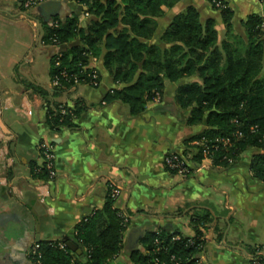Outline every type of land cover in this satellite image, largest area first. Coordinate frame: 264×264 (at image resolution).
Here are the masks:
<instances>
[{"label": "crops", "instance_id": "0c3cea01", "mask_svg": "<svg viewBox=\"0 0 264 264\" xmlns=\"http://www.w3.org/2000/svg\"><path fill=\"white\" fill-rule=\"evenodd\" d=\"M225 1L238 33H244L243 21L252 13L264 25V0ZM188 5L201 20L212 17L222 36L221 12L209 0H176L162 6L150 41L160 42L172 16ZM84 10L75 0H42L29 8L23 0H0V264H36L29 250L41 239L75 241L81 216L101 208L113 187L114 205L127 222L116 259H129L128 247L140 246L147 228L192 235L193 219L203 216L205 242L197 264H253V249L264 247V181L250 168L252 151L228 167L214 166L204 155L186 176L164 165L167 151L182 152V140L203 127L185 122L187 109L174 99L176 82L165 79L162 93L137 115L128 114L118 99L104 101L117 85L105 74L101 56L88 61L100 73L97 86L82 83L59 91L52 84V56L80 41L44 44L42 22L77 14L81 25L89 16ZM77 97L84 105L73 125L52 127L49 109L73 108ZM43 140L55 152L53 177L36 170L42 167Z\"/></svg>", "mask_w": 264, "mask_h": 264}, {"label": "trees", "instance_id": "16d2710c", "mask_svg": "<svg viewBox=\"0 0 264 264\" xmlns=\"http://www.w3.org/2000/svg\"><path fill=\"white\" fill-rule=\"evenodd\" d=\"M76 1L83 3L90 14L81 25L77 14L55 17L56 26L42 22L43 41L50 42L53 36L56 43L74 37L80 41L52 56L51 79L62 69L68 73L60 77L56 89L73 90L87 81L91 68L83 65L89 57L99 55L112 81L121 84L107 90L104 101L118 99L130 115L140 114L148 100L162 93L165 79L176 82L174 99L179 107L187 109L185 122L203 124L199 132L182 140L180 153L192 163L191 172L205 154L214 166L228 167L242 162V155L252 151L250 168L257 179L264 181V25L260 15H248L243 21L244 33L240 34L227 3L215 7L224 22L219 37L214 19L201 20L198 10L188 5L172 16L160 34V42H152L162 6H171L176 0ZM70 74L81 81L74 82ZM29 83L45 92L43 87ZM75 101L73 108L64 105V112L56 105L49 109L52 127L73 125L72 117L84 105L78 97ZM39 172L47 175L43 167ZM110 190L103 206L75 226L74 240L81 252L67 245L60 248L58 240L41 239L36 248L39 254L34 255L37 264H187L197 260L196 254L205 242L201 237L203 216L193 219L192 235L166 228L145 229L139 236L141 247H128L129 262H112L123 247L126 223ZM262 248L256 246L253 251ZM261 260L264 264V256Z\"/></svg>", "mask_w": 264, "mask_h": 264}, {"label": "built area", "instance_id": "2783aa9c", "mask_svg": "<svg viewBox=\"0 0 264 264\" xmlns=\"http://www.w3.org/2000/svg\"><path fill=\"white\" fill-rule=\"evenodd\" d=\"M40 1H42V0H23V5H24V7L29 8V7L35 5L36 3L40 2ZM209 1L212 4V6H214V7L223 6V5H225V2H226L225 0H209ZM83 15L85 16V15H89V14H88V12L86 10H84ZM48 24L52 25V26H56L58 24V22H57V20H50V21H48ZM50 40H51L50 42L43 41V43L44 44H52V45L59 44V43H56V38L54 36L50 37ZM52 42H54V43H52ZM56 54L59 55L60 51L56 52ZM92 57H94V56H91V58ZM55 63L58 64L59 61L56 60ZM83 67L84 68L85 67H90L91 68V72L88 73V75L90 74L89 75V79L87 81H85L84 83L88 84V85H91V86H97L99 84V82H100V79L98 78L99 77L98 69L96 67H94V66L89 65L88 63L83 65ZM67 76H68L67 71L65 69H62L60 71L59 75H55L51 79L52 84L53 85L60 84V77H67ZM70 76L73 77L74 82H80L81 81V80L78 79L77 75H75V74H70ZM82 80H84V79H82ZM115 85H117L118 87L121 86V84H118V83H115ZM117 86H114V87H117ZM114 87H111L108 90H111ZM158 96L159 95L155 96L154 98H157ZM60 110H61V112H64L65 108L63 106H61ZM225 141H228V140H225ZM38 148H39V153H40V155L43 158L42 167L47 171V175L49 177H53L55 175V168H54V166H55V163H54L55 152L53 150L51 142H48V141H45V140L40 141L38 143ZM204 152H207V150L204 149ZM164 165H165L167 170H172L175 173L183 175V176H186V175H188L191 172V166H192L191 163L185 157V155H182L180 152L174 151V150H169V151H167L165 153V155H164ZM40 168H36V170L38 171V170H40ZM110 191H111L110 192L111 196H113L115 198L117 196V194H118V190L113 187V188H111ZM201 237L204 238L203 235ZM57 245L60 248H64L66 246V243L64 241L57 242ZM38 246H39V244H38V242H36V243L33 244L32 248H30V250H29L30 257L32 259L36 258L35 261H34L36 264L38 262V259L35 256H36V254H39L36 251V248ZM203 247H204V245H203ZM262 256H264V247L262 249H257L254 252V254L252 255V263L253 264H263L262 260H261ZM197 262H198V258H197V260L195 262H188L187 264H197Z\"/></svg>", "mask_w": 264, "mask_h": 264}, {"label": "rangeland", "instance_id": "374dc122", "mask_svg": "<svg viewBox=\"0 0 264 264\" xmlns=\"http://www.w3.org/2000/svg\"><path fill=\"white\" fill-rule=\"evenodd\" d=\"M76 1V0H75ZM77 3H80V2H78V1H76ZM210 2V1H209ZM212 5V4H211ZM89 16H90V14H89ZM121 27V25L119 24L118 26H117V28H120ZM77 38V37H76ZM99 56H101V55H99ZM98 57V56H97ZM95 58L94 57H90L89 58V60L91 61L92 60V62L93 61H95L94 60ZM88 60V61H89ZM101 62H102V67L104 68V66H103V61H102V56H101ZM104 71H105V74H108V72H106L107 70L104 68ZM109 75V74H108ZM110 76V75H109ZM81 89L82 88H80V90L79 91H81ZM191 142H193V143H195V142H197V140H193V141H191ZM178 152H180V151H178ZM205 156H207L206 154H205ZM187 158V157H186ZM187 160H188V158H187ZM192 164V163H191ZM83 218V216H81V218L80 219H82ZM125 221V220H124ZM125 223H127V222H125ZM126 227V226H125ZM58 242H62V240H58ZM122 249V248H121ZM121 249L119 250V252L121 251ZM119 252L116 254V256H114V258L112 259V262H117V263H124V262H129L128 260V258H126V256H123V257H119V258H117L116 259V257H117V255L119 254Z\"/></svg>", "mask_w": 264, "mask_h": 264}, {"label": "water", "instance_id": "95a60500", "mask_svg": "<svg viewBox=\"0 0 264 264\" xmlns=\"http://www.w3.org/2000/svg\"><path fill=\"white\" fill-rule=\"evenodd\" d=\"M45 87V86H44ZM47 88V87H46ZM66 245L71 249L74 250L77 253L81 252V247L73 240L67 238L65 241Z\"/></svg>", "mask_w": 264, "mask_h": 264}]
</instances>
